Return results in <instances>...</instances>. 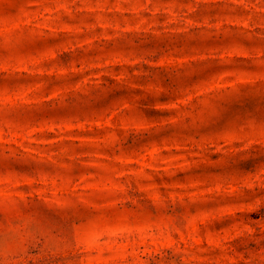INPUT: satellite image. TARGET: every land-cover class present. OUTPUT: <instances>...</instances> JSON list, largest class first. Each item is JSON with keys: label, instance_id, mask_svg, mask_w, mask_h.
I'll return each mask as SVG.
<instances>
[{"label": "rangeland", "instance_id": "rangeland-1", "mask_svg": "<svg viewBox=\"0 0 264 264\" xmlns=\"http://www.w3.org/2000/svg\"><path fill=\"white\" fill-rule=\"evenodd\" d=\"M0 264H264V0H0Z\"/></svg>", "mask_w": 264, "mask_h": 264}]
</instances>
